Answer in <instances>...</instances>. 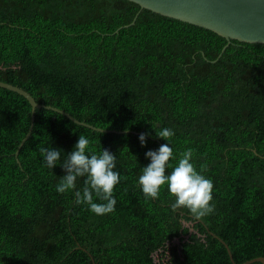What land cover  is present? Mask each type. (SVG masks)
Listing matches in <instances>:
<instances>
[{"label": "trees", "instance_id": "16d2710c", "mask_svg": "<svg viewBox=\"0 0 264 264\" xmlns=\"http://www.w3.org/2000/svg\"><path fill=\"white\" fill-rule=\"evenodd\" d=\"M227 45L130 0H0V80L107 130L37 109L17 158L32 106L0 87V264H156V253L159 264H233L210 231L237 264L264 257V44ZM163 128L175 133L171 163L191 148L213 181L215 211L203 219L174 212L167 186L152 200L138 184L145 154L167 143ZM81 135L116 156L112 214L56 191ZM51 147L62 151L53 169L40 151Z\"/></svg>", "mask_w": 264, "mask_h": 264}, {"label": "clouds", "instance_id": "9594fccd", "mask_svg": "<svg viewBox=\"0 0 264 264\" xmlns=\"http://www.w3.org/2000/svg\"><path fill=\"white\" fill-rule=\"evenodd\" d=\"M175 135L170 128H163L156 132V136L167 143L158 150H149L145 155L151 162L142 168L138 184L146 199L157 200L161 190H167L175 202L171 204L174 212L186 209L195 219H203L215 211L213 203V181L198 172L192 163L194 150L188 148L180 153L178 163L174 166L171 161L176 160L173 148L170 146ZM141 146H146V134L139 136ZM41 155L45 166L53 169L61 159V150L42 148ZM61 168L64 170L56 191L60 194L75 191L76 203L85 204L97 216H104L115 212L116 199L114 190L121 182V176L116 168V156L104 149L97 155L90 147V141L85 136H79L74 150L67 155ZM172 171L169 173L168 169ZM207 166H201L206 171ZM78 178L84 179L82 190L77 189ZM95 197V199H94ZM102 201L97 203L96 200Z\"/></svg>", "mask_w": 264, "mask_h": 264}, {"label": "water", "instance_id": "95a60500", "mask_svg": "<svg viewBox=\"0 0 264 264\" xmlns=\"http://www.w3.org/2000/svg\"><path fill=\"white\" fill-rule=\"evenodd\" d=\"M137 3L141 9H148L166 17L177 19L199 27L209 29L226 38L228 45L233 40L246 43L264 44V0H130ZM134 21L132 22V24ZM227 45V46H228ZM226 46V47H227ZM225 47V48H226ZM224 48V50H225ZM0 87L14 91L24 96L32 106L31 126L26 137L22 140L19 153L25 142L29 139L34 128L37 109H49L61 113L77 124L89 127L96 131L106 132L102 128L95 127L84 121H80L70 113L49 105L38 103L25 89L0 80ZM123 131H118L122 133ZM210 233L220 240L228 250L233 264L234 261L229 245L218 235ZM261 262L264 257H258L246 261L243 264Z\"/></svg>", "mask_w": 264, "mask_h": 264}, {"label": "rangeland", "instance_id": "374dc122", "mask_svg": "<svg viewBox=\"0 0 264 264\" xmlns=\"http://www.w3.org/2000/svg\"><path fill=\"white\" fill-rule=\"evenodd\" d=\"M187 225H188V226H192L191 223H187ZM154 258H155V263H156V264H159V262L163 261V258H162V256H161L160 253H156V254L154 255Z\"/></svg>", "mask_w": 264, "mask_h": 264}]
</instances>
